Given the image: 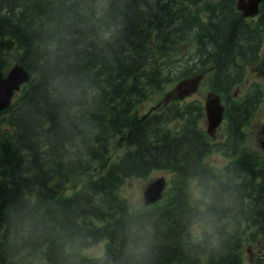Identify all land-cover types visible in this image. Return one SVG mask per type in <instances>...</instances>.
<instances>
[{"label": "trees", "instance_id": "16d2710c", "mask_svg": "<svg viewBox=\"0 0 264 264\" xmlns=\"http://www.w3.org/2000/svg\"><path fill=\"white\" fill-rule=\"evenodd\" d=\"M260 12L248 23L236 0H0V70L14 57L32 73L0 112V264H244L264 231V158L245 132L263 93H232L261 62ZM197 73L226 103L222 139L201 98L137 114ZM213 150L223 167L205 161ZM159 169L172 173L163 198L134 207L121 187Z\"/></svg>", "mask_w": 264, "mask_h": 264}, {"label": "rangeland", "instance_id": "374dc122", "mask_svg": "<svg viewBox=\"0 0 264 264\" xmlns=\"http://www.w3.org/2000/svg\"><path fill=\"white\" fill-rule=\"evenodd\" d=\"M258 18H255L252 20L257 21ZM263 45L261 47V62L256 67H249L246 77L243 82H241L239 85L233 88V97L232 100L234 101V98H239L240 94L244 91L253 90L254 87L259 86L263 93V97H261L260 103L257 106V109L255 110L251 120L246 126L245 132L248 143L253 148L259 149L262 152L263 158H264V75H263V69H264V63H263ZM13 60L11 61V64H14L13 62L16 60L14 57H12ZM169 89V88H167ZM207 84L204 82L199 90L192 94L190 98H201L204 102L206 98V92L208 90ZM164 91L159 92L158 94L154 95L151 98H148L144 101H142L138 108H137V114L143 115L149 109L155 105L158 100H160L163 97ZM202 125L205 129L208 127V118L207 115L203 118ZM227 122L224 121L222 125H220L216 132L215 137H219V139H222L227 134ZM263 128V131H262ZM118 153V150L113 145L112 146V155H116ZM229 160V157L222 151L219 150H213L210 152L206 158L205 161H207L209 164L216 166V167H223ZM264 165V162H263ZM160 175H165L168 178V181H170V178L172 176V173L167 170H154L149 174L147 177H129L124 185L121 187L122 194L131 202V204L134 207H139L142 204H144V197H143V190L146 187V185L149 183V181H152L159 177ZM193 194L198 193V187L196 184V181H194L191 185ZM264 248V231L260 234L259 238H257L256 241L250 243V249H245L244 253V264H258L257 259H259L260 264H264V258L263 261H261L260 257V251ZM104 250V241L98 242L93 246H90L86 248V252L91 255H99ZM264 257V255H263ZM34 264H47L44 260H38L36 259Z\"/></svg>", "mask_w": 264, "mask_h": 264}, {"label": "water", "instance_id": "95a60500", "mask_svg": "<svg viewBox=\"0 0 264 264\" xmlns=\"http://www.w3.org/2000/svg\"><path fill=\"white\" fill-rule=\"evenodd\" d=\"M260 2L261 0H237L238 8L242 10L244 15H253L259 12ZM203 76V73H197L180 79L172 89L165 93L158 104L163 101L167 103L171 99H182L197 91ZM30 77L31 72L20 63L13 65L6 74L0 70V111L11 104L15 90L19 89ZM205 107L208 118L207 130L214 135L217 126L223 119L225 108L220 94L214 90H209ZM165 184L166 178L164 175L150 181L144 189L145 203L150 204L158 201L163 195Z\"/></svg>", "mask_w": 264, "mask_h": 264}, {"label": "clouds", "instance_id": "9594fccd", "mask_svg": "<svg viewBox=\"0 0 264 264\" xmlns=\"http://www.w3.org/2000/svg\"><path fill=\"white\" fill-rule=\"evenodd\" d=\"M194 237L196 239H202V236L200 235V232L199 231H197L196 233H194ZM149 251L150 250H149L148 246L146 244H144V245H142L140 247V249L135 254H144V255H147V254H149Z\"/></svg>", "mask_w": 264, "mask_h": 264}, {"label": "flooded vegetation", "instance_id": "af4514ba", "mask_svg": "<svg viewBox=\"0 0 264 264\" xmlns=\"http://www.w3.org/2000/svg\"><path fill=\"white\" fill-rule=\"evenodd\" d=\"M263 7H264V0H263ZM248 23H249V19H245ZM263 21H264V18H263ZM264 25V23H263ZM264 44V43H263ZM263 54H264V45H263ZM263 63H264V58H263ZM263 75H264V69H263ZM263 129V128H262ZM263 131V130H262ZM260 257H261V261H263V255H264V248L260 251Z\"/></svg>", "mask_w": 264, "mask_h": 264}]
</instances>
